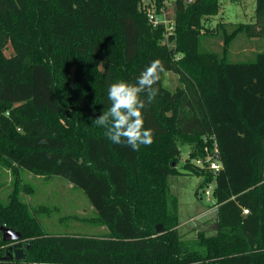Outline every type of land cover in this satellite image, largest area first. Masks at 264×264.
Segmentation results:
<instances>
[{
  "label": "trees",
  "instance_id": "trees-1",
  "mask_svg": "<svg viewBox=\"0 0 264 264\" xmlns=\"http://www.w3.org/2000/svg\"><path fill=\"white\" fill-rule=\"evenodd\" d=\"M255 1L252 23L212 30L206 20L220 0H175L169 47L140 0H0V163L64 179L107 229L48 235L11 196L0 202V227L21 234L25 260L4 261L9 244L0 239V264H264V50L230 62L202 44L208 35H221L225 47L238 34L264 39V0ZM156 59L159 93L142 110L154 142L139 151L112 144L90 117L107 111L111 83H135ZM165 72L179 78L173 92ZM214 141L222 164L212 192L216 233L183 241L168 178L181 173L179 145L200 159ZM183 170L203 177L200 189L212 180L191 164Z\"/></svg>",
  "mask_w": 264,
  "mask_h": 264
},
{
  "label": "rangeland",
  "instance_id": "rangeland-1",
  "mask_svg": "<svg viewBox=\"0 0 264 264\" xmlns=\"http://www.w3.org/2000/svg\"><path fill=\"white\" fill-rule=\"evenodd\" d=\"M174 1L163 0L162 3L156 4V0H140L139 10L146 16L147 13H151L160 18L165 16L169 21L174 22ZM225 2L227 3L221 1L222 4L224 3L226 20L233 23L253 22L255 0H238L236 4ZM224 14L222 12L220 15ZM215 17L221 19L219 13ZM215 17L207 18L206 28L213 30L216 24ZM164 37L167 45L174 47L169 36L165 34ZM202 44L208 51L224 56L230 62L247 61L253 58L255 53L264 50V39L248 41L242 34L232 39L227 47L223 46L221 35L203 36ZM11 51L9 48L5 53L8 55ZM180 86L178 76L171 72L163 74L164 88L173 92ZM179 150L180 155L176 160L175 168L181 173L168 178L169 191L178 202V221L175 229L183 241L193 240L199 231L207 236L214 235L216 233L215 201L212 195L210 198L204 195L207 187L200 189L202 176L198 177L183 170L186 163L195 166L196 159L189 158L192 147L179 145ZM0 186V202L7 204L11 196L16 197L25 210L35 216L41 229L48 235L100 237L107 234L106 227L95 222V213L83 192L64 179L36 176L0 163ZM159 224L164 232V225Z\"/></svg>",
  "mask_w": 264,
  "mask_h": 264
},
{
  "label": "clouds",
  "instance_id": "clouds-1",
  "mask_svg": "<svg viewBox=\"0 0 264 264\" xmlns=\"http://www.w3.org/2000/svg\"><path fill=\"white\" fill-rule=\"evenodd\" d=\"M163 71L161 61L156 59L140 72L135 83L119 81L108 86L110 106L98 117L90 119L104 129V136L112 144H126L133 151H139L141 146H150L154 142L152 130L144 127L142 110L157 97L159 89L156 85Z\"/></svg>",
  "mask_w": 264,
  "mask_h": 264
},
{
  "label": "built area",
  "instance_id": "built-area-1",
  "mask_svg": "<svg viewBox=\"0 0 264 264\" xmlns=\"http://www.w3.org/2000/svg\"><path fill=\"white\" fill-rule=\"evenodd\" d=\"M148 22L153 26H163L165 29V34L170 36L174 33V22L169 21L165 16L162 18L147 13ZM205 155L203 158L194 160V165L203 170H207L212 174V180L207 186V190L204 191V195L210 198L215 187V177L218 175L222 169V164L220 161L219 151L216 142L214 141L211 147H206L204 149ZM211 188V189H210ZM243 216L248 214V210L243 209Z\"/></svg>",
  "mask_w": 264,
  "mask_h": 264
},
{
  "label": "water",
  "instance_id": "water-1",
  "mask_svg": "<svg viewBox=\"0 0 264 264\" xmlns=\"http://www.w3.org/2000/svg\"><path fill=\"white\" fill-rule=\"evenodd\" d=\"M186 3H190L192 0H184ZM1 240L5 243H8L7 254L2 259L4 261L14 260L16 262L25 260V252L21 248L19 242L21 241V234L17 231H14L10 228L0 227ZM155 232L157 234L163 233V228L160 224L156 225ZM29 246H27V249Z\"/></svg>",
  "mask_w": 264,
  "mask_h": 264
},
{
  "label": "crops",
  "instance_id": "crops-1",
  "mask_svg": "<svg viewBox=\"0 0 264 264\" xmlns=\"http://www.w3.org/2000/svg\"><path fill=\"white\" fill-rule=\"evenodd\" d=\"M221 1L222 0H220V12H219V16L221 17V19L220 18H218V17H215L214 19H216V21H215V23L217 24V23H223V24H249V23H233V22H231V21H228V20H226L225 19V14H224V7H223V4L221 3ZM224 1H227V3L229 2L230 4H236L237 2H238V0L236 1V2H231L230 0H223V2ZM226 3V2H225ZM226 3V4H227ZM224 9V10H223ZM222 12H223V14L224 15H220V14H222ZM216 16H218V14L216 15ZM254 16V15H253ZM253 21H254V18H253ZM250 23H252V22H250ZM215 24V25H216ZM258 39H252V40H248V41H257Z\"/></svg>",
  "mask_w": 264,
  "mask_h": 264
},
{
  "label": "flooded vegetation",
  "instance_id": "flooded-vegetation-1",
  "mask_svg": "<svg viewBox=\"0 0 264 264\" xmlns=\"http://www.w3.org/2000/svg\"><path fill=\"white\" fill-rule=\"evenodd\" d=\"M20 244V243H19ZM20 246H21V244H20ZM22 248V247H21ZM6 254H7V250H6Z\"/></svg>",
  "mask_w": 264,
  "mask_h": 264
}]
</instances>
